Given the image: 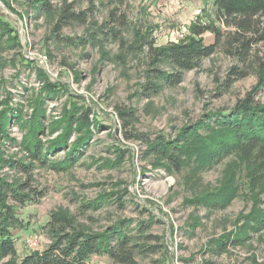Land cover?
I'll list each match as a JSON object with an SVG mask.
<instances>
[{"label": "rangeland", "instance_id": "rangeland-1", "mask_svg": "<svg viewBox=\"0 0 264 264\" xmlns=\"http://www.w3.org/2000/svg\"><path fill=\"white\" fill-rule=\"evenodd\" d=\"M65 1L76 10L91 6V0H53V4L59 9ZM196 1L126 0L119 12L128 22L121 28L122 41L94 46L52 39L56 13L37 14L29 8V0H0V19L17 38L14 45L0 46V111L12 106L20 123L32 117L33 102L45 84L43 75L60 89L58 98L45 103L48 119L39 136L43 142L60 135L62 130L52 132V125L66 124L62 111L73 100L92 107L102 125L94 128L93 140L75 160L68 161L69 148L60 150L49 156L46 166L32 171L34 187L45 194L20 209L28 226L14 230L19 255L46 249L53 234L45 225L52 214H63L89 233H101L123 220L130 221L131 229L148 221L149 233L160 237L163 249L137 255L141 264H264V228L253 223L257 214L264 215V182L253 186L250 170L236 154L210 159L204 147L211 136L204 131L186 144L187 164L181 172H167L163 162L147 152V140L161 135L176 139L207 115L233 109L257 84L251 76L227 87L233 61L217 50L186 72L179 85L164 86L151 98L141 95L152 67L150 45L159 48L182 39L197 16L204 23L215 20L211 0ZM95 5L98 25L116 9L109 0H95ZM86 33L85 26L76 25L63 29L60 37L76 41ZM205 39L207 44L214 42L210 33ZM161 68L169 70L166 65ZM255 100L264 103V90ZM125 109L135 111V119L126 126L119 116ZM7 129L12 140L0 137V156L27 161L20 146L25 131L14 118ZM126 133L138 136L129 139ZM119 150L124 151L123 158ZM0 174L13 181L25 179L1 162ZM117 196H122L123 205ZM94 201L101 207L82 208ZM230 235L239 243L224 250L221 245ZM28 237L36 245L30 246ZM92 262L112 263L108 256H94Z\"/></svg>", "mask_w": 264, "mask_h": 264}, {"label": "trees", "instance_id": "trees-1", "mask_svg": "<svg viewBox=\"0 0 264 264\" xmlns=\"http://www.w3.org/2000/svg\"><path fill=\"white\" fill-rule=\"evenodd\" d=\"M109 2L116 9L111 11L108 20L101 25L95 21L93 14L97 8L95 0H91L87 10H76L74 4L68 1L63 2L59 9L54 6L53 0H29L28 5L37 14L56 13L52 39L62 42L67 40L71 45L100 46L109 40L122 41L121 28L128 24L126 14L119 13L126 0ZM211 4L215 9L214 21L204 23L197 16L189 26V33L182 39L159 48L150 45L152 67L148 69L146 82L141 86V95L151 98L164 86L179 85L186 72L196 69L203 59L211 57L217 50H221L233 61L226 78L227 87L251 76L257 78V84L233 109L207 115L206 119L184 129L176 139L161 135L153 141L147 140V152L163 162L167 172H181L187 164L186 144L204 131L211 136L207 148L204 147L209 158L217 160L225 154H236L250 170L252 185L258 187L264 182V103L256 101L255 95L264 90V0H211ZM76 25L86 27L85 37H78L76 41L60 37L63 29ZM12 32L13 29L0 19V46H9L7 42L15 44L17 38L11 36ZM207 33L214 36L211 44L206 43ZM161 65H166L169 70L161 68ZM42 78L45 84L33 102L32 117L20 123V115L12 106L7 105L0 111V137L12 140L7 127L14 118L16 124L25 131L20 146L27 154V161L0 156L1 164L25 176V179L13 181L0 174V262L93 264L94 256H108L111 264H141L137 255L156 254L163 249L160 237L149 233L148 221L140 222L131 229L130 221L123 220L101 233H89L77 228L73 220L63 214H52L45 225V229L53 234L46 249L19 255L14 230L26 229L28 226L20 216V209L39 201L45 194L34 187L32 171L36 166H46L49 156L60 150L69 148L68 161L75 160L93 140L94 128L102 126L92 107L84 101L73 100L62 111L66 124L52 125V132L62 130L60 135L49 142H43L39 136L44 133V121L48 119L45 103L58 98L60 89L43 75ZM119 116L126 126L135 119V111L120 110ZM73 134L77 135L76 140L70 142ZM126 136L130 139L138 135L131 133ZM119 154L123 158L124 151L119 150ZM57 167L65 169L61 165ZM117 201L123 205L122 196H117ZM101 205L100 201H94L85 203L82 208L98 209ZM253 223L254 227L264 228V215L257 214ZM238 243L239 239L230 235L221 246L225 250L230 244Z\"/></svg>", "mask_w": 264, "mask_h": 264}, {"label": "built area", "instance_id": "built-area-1", "mask_svg": "<svg viewBox=\"0 0 264 264\" xmlns=\"http://www.w3.org/2000/svg\"><path fill=\"white\" fill-rule=\"evenodd\" d=\"M27 242L29 243L30 246H32L31 244H32L33 242H34L33 244L36 245V241L33 240L32 237H28ZM33 250H35V249H33Z\"/></svg>", "mask_w": 264, "mask_h": 264}, {"label": "crops", "instance_id": "crops-1", "mask_svg": "<svg viewBox=\"0 0 264 264\" xmlns=\"http://www.w3.org/2000/svg\"><path fill=\"white\" fill-rule=\"evenodd\" d=\"M195 4H197L198 2L196 0H194ZM201 3L203 2V0L200 1Z\"/></svg>", "mask_w": 264, "mask_h": 264}]
</instances>
